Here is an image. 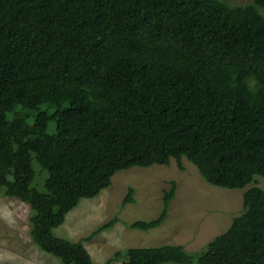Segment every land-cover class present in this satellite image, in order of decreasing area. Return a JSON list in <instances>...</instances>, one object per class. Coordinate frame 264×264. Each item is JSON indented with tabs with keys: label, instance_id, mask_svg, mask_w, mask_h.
I'll list each match as a JSON object with an SVG mask.
<instances>
[{
	"label": "trees",
	"instance_id": "trees-1",
	"mask_svg": "<svg viewBox=\"0 0 264 264\" xmlns=\"http://www.w3.org/2000/svg\"><path fill=\"white\" fill-rule=\"evenodd\" d=\"M171 160L246 188L243 212L198 253L130 248L106 264H264V0H0V196L30 207L41 251L96 264L54 230L117 172ZM175 189L157 218L129 227H159Z\"/></svg>",
	"mask_w": 264,
	"mask_h": 264
},
{
	"label": "rangeland",
	"instance_id": "rangeland-1",
	"mask_svg": "<svg viewBox=\"0 0 264 264\" xmlns=\"http://www.w3.org/2000/svg\"><path fill=\"white\" fill-rule=\"evenodd\" d=\"M229 5H244L253 0H225ZM179 170L174 160L168 167H131L117 172L112 184L91 199H82L71 210L64 223L54 230L58 237L82 242L96 264H106L116 251L130 248L181 245L190 253H198L216 236L225 232L232 219L243 212L242 197L246 188L226 189L211 186L198 170L183 160ZM36 178L33 186L43 189L47 173L33 163ZM264 190V181L257 179ZM176 183L166 220L149 231L131 229L136 221H149L159 216L164 190ZM134 188V203L122 205L128 188ZM30 207L18 200L0 196V264H61L41 251L29 235ZM117 218L113 227L90 240L89 235L108 221ZM171 264V263H167Z\"/></svg>",
	"mask_w": 264,
	"mask_h": 264
}]
</instances>
